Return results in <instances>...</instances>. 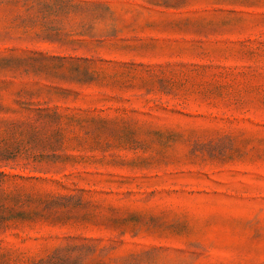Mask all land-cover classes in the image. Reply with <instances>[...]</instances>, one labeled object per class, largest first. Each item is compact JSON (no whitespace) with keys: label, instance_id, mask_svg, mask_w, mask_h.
Listing matches in <instances>:
<instances>
[{"label":"rangeland","instance_id":"374dc122","mask_svg":"<svg viewBox=\"0 0 264 264\" xmlns=\"http://www.w3.org/2000/svg\"><path fill=\"white\" fill-rule=\"evenodd\" d=\"M0 264H264V0H0Z\"/></svg>","mask_w":264,"mask_h":264}]
</instances>
